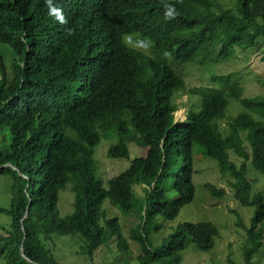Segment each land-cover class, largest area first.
Wrapping results in <instances>:
<instances>
[{"label":"trees","instance_id":"obj_1","mask_svg":"<svg viewBox=\"0 0 264 264\" xmlns=\"http://www.w3.org/2000/svg\"><path fill=\"white\" fill-rule=\"evenodd\" d=\"M219 1L53 0L67 20L60 24L45 0H0V44L11 48L10 70L0 55V175L11 192L10 207L0 208L8 218L0 225V264H59L44 244L53 234L78 236L89 258L112 241L116 252H128L131 240L138 264H180L190 245L209 251L218 235L210 223L179 224L156 248L148 239L163 227L158 217L171 222L193 200L195 144L233 179L239 205L254 208L242 247L244 264H252L264 237V191L252 195L245 174L249 163L264 181V96L244 97L232 74L212 76L218 87L190 91L198 112L174 120L173 98L185 85L180 67L216 65L235 49L264 47V0ZM166 5L174 19H165ZM127 35L141 47L150 42L148 54L123 42ZM229 99L243 111L227 121ZM101 139L109 159L129 161V144L137 154L106 185L93 157ZM68 184L73 209L61 217L58 194ZM204 188L214 198L225 194ZM105 200L138 219L127 238L102 208Z\"/></svg>","mask_w":264,"mask_h":264},{"label":"rangeland","instance_id":"obj_2","mask_svg":"<svg viewBox=\"0 0 264 264\" xmlns=\"http://www.w3.org/2000/svg\"><path fill=\"white\" fill-rule=\"evenodd\" d=\"M221 4L229 6L227 0H220ZM135 35V34H131ZM129 36V35H127ZM125 36V37H127ZM124 37V38H125ZM127 43L134 48L140 49L148 54V48L141 47L135 37ZM260 50L235 49L233 58L218 63L216 65L198 66L186 65L178 69L184 77V89L175 93L173 103L176 106L174 113L175 122H183L189 110L198 112L200 100L197 96L190 94L193 88L197 87H218L211 81L212 76L232 74L230 83L244 89V97L264 96V63L261 62ZM0 55L6 69L10 70L11 48L6 44H0ZM242 107L235 101L229 99L224 117L232 120L240 112ZM255 120V116L252 115ZM258 117V116H257ZM226 119L219 122L223 135L227 134ZM264 121V120H262ZM6 133L7 143L10 137ZM243 145L249 148L248 142L243 138ZM107 140L101 139L95 148L94 160L97 163V176L106 185L107 181L122 173L128 166L129 161L137 156L132 154L133 145L129 144V161L109 159L106 156ZM132 149V150H131ZM229 160L237 166L240 159L231 151L228 152ZM246 179L251 185L252 195L256 192L264 191V181L260 173L255 171L248 163L246 168ZM233 179L229 175H221L217 161L205 157L199 145H193V173L192 183L194 186V197L191 203L184 206L171 222H164L158 217L155 222H160L163 227L160 230L151 231L148 235L150 246L159 247L162 241L167 238L175 228L182 223H210L217 230V237L214 240L213 248L203 252L194 249L192 245L182 252L180 264H228L230 260L234 264H244L242 258V247L244 245L245 231L250 226V221L254 213L253 207H243L234 199L230 184ZM211 184L216 189H222L225 194L222 198L211 197L204 185ZM142 188L135 186L133 191L135 196L141 195ZM11 203L10 180L5 175H0V208H9ZM73 193L70 185L59 191L57 210L61 217H65L72 212ZM102 208L109 217L116 218L122 228V234L128 237L129 231L136 226L139 221L130 214H124L121 210L110 205L105 200ZM6 216L0 214V225L6 226ZM8 219V218H7ZM238 220L241 227L237 225ZM163 221V223H162ZM2 233V231H0ZM51 238L44 244L49 249L51 255L59 264H138L137 256L140 254L139 246L128 240L129 251L116 252L115 242L112 241L107 248L99 249L92 257H87L80 253V246L83 244L78 236H57ZM109 248V249H108ZM252 264H264V237L259 252L253 257Z\"/></svg>","mask_w":264,"mask_h":264},{"label":"clouds","instance_id":"obj_3","mask_svg":"<svg viewBox=\"0 0 264 264\" xmlns=\"http://www.w3.org/2000/svg\"><path fill=\"white\" fill-rule=\"evenodd\" d=\"M46 5L49 7V15L53 16L58 23L66 24L67 20L64 17L62 10L53 6V0H45ZM165 19H174L175 18V9L172 5H166ZM131 40V36H127L123 38V42L127 43V41ZM150 42H141V45L145 48L149 46ZM165 55H169L165 53Z\"/></svg>","mask_w":264,"mask_h":264},{"label":"bare ground","instance_id":"obj_4","mask_svg":"<svg viewBox=\"0 0 264 264\" xmlns=\"http://www.w3.org/2000/svg\"><path fill=\"white\" fill-rule=\"evenodd\" d=\"M253 257V256H252Z\"/></svg>","mask_w":264,"mask_h":264}]
</instances>
